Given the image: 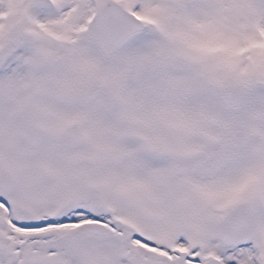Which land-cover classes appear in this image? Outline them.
<instances>
[{
    "label": "snow or ice",
    "instance_id": "obj_1",
    "mask_svg": "<svg viewBox=\"0 0 264 264\" xmlns=\"http://www.w3.org/2000/svg\"><path fill=\"white\" fill-rule=\"evenodd\" d=\"M0 264H264V0H0Z\"/></svg>",
    "mask_w": 264,
    "mask_h": 264
}]
</instances>
